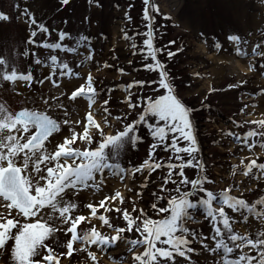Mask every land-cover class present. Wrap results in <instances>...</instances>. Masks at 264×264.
<instances>
[{"label":"rangeland","instance_id":"rangeland-1","mask_svg":"<svg viewBox=\"0 0 264 264\" xmlns=\"http://www.w3.org/2000/svg\"><path fill=\"white\" fill-rule=\"evenodd\" d=\"M97 2L102 7H96ZM151 4L153 44L155 48L161 50L157 53V58L165 65L169 79L182 101L187 106L197 109L193 112V124L200 147L198 158L204 163L206 177L213 181L212 185L206 184V187L217 194L231 187L233 189L231 195L244 198L249 203L254 202L264 195V175H260L256 169H253L249 176H244L242 172L251 159H256L258 163L264 162V148L260 147L264 139L257 136L249 140V144L255 142L254 147L249 150L243 143H236L234 137L228 133L243 135L249 130L261 131L259 126L252 124L251 121L264 119V97L261 96L264 92V72L259 71V63H264V60L257 57L253 61L251 48L257 41L264 40L262 35L264 0H151ZM116 5H119V8ZM25 8L35 14L38 23H44L49 27L51 35L38 34L36 38L38 43L45 39L48 42H59L60 30L71 33L74 37L84 34L92 41L91 48L94 50L91 53L92 60L81 63L84 56L89 55L87 49L79 50L78 54H69L27 45L30 29L25 22L27 18L22 15ZM143 8V0H94L91 5L88 0H70L67 6L60 5L59 0H0V14L9 17L8 21H0V55H5L9 59L16 56L14 62L18 69L26 70L28 65L33 64L34 58L30 55L26 60L22 56L25 48H28L30 53L35 51L42 60L56 54L59 59L69 63L74 74L78 73V76L73 75L71 79L67 76L59 78V88H53L48 82L43 86L34 83L32 88H25L21 83L16 91L23 92V95H17L12 86L5 82L3 89H0V103H5L9 110H19L24 106L23 101H28V107L40 108L39 102L33 104L31 101L39 100L41 90L45 98L50 94L61 96L63 93L61 98L65 100L71 91L85 84L87 76L91 74L93 86L99 95L90 111L93 112L94 120L101 125L105 135L101 137L99 130L88 125L89 133L94 134V143L86 145L83 141H77L74 147L94 150L107 136L116 135L122 130L123 120L117 121L115 119L117 114L123 118L128 112L130 120L138 118L139 110L127 109L125 102L139 103L142 96L156 94L152 89L158 85L152 84V81L158 79V72L149 71L146 64L154 62L150 58L144 59L147 49L143 45L146 37L142 33L146 31L147 22L143 21ZM126 12L131 17L130 21L125 19ZM65 20L67 25L64 24ZM31 30H35V26ZM229 34H238L249 41L246 47L241 46L248 51L247 57L242 58L235 54L234 45L227 40ZM125 36L130 39H125ZM133 42L137 45L136 49L131 47ZM217 42L222 45L220 49L215 47ZM65 43L71 46V42ZM169 51L175 52L176 55L169 58L167 55ZM133 52H136V55H133ZM47 62L50 63V60ZM250 63L255 65L257 71L249 70ZM77 64H80V67H76ZM42 74H49V69L34 66V76L40 77ZM141 81L145 82L143 89H140ZM233 84L239 86L229 87ZM106 99L109 101L107 107L111 116L103 112L105 107L103 101ZM65 104L68 119L74 122V129L82 133L80 122L87 123L86 115L89 111L87 100L79 97L74 102L65 100ZM149 122L154 121L150 119ZM138 134L141 140L137 145L128 146L117 160L111 159V147L106 148L109 163H118L124 169L134 168L148 159L151 151L150 162L166 165L169 162L168 157L172 156L171 136L153 149L154 142L144 126L140 127ZM165 144L168 145L167 152L164 151ZM179 146L185 145L181 143ZM171 162L178 163L174 156ZM167 172L168 169L165 167L156 169L150 176L146 172L136 173L134 176H121L119 169L105 170L104 184L99 190L82 189L81 196L75 201L77 208L73 210V215L84 214L91 220V224H88L87 220L82 222L78 226V232L85 225L88 227L95 225L97 230L105 235L115 234L101 221L91 217V210L85 205L87 203L98 205L104 197H115L116 192L121 194L123 201L120 198L109 200L108 206L113 211L106 212L103 208H98L97 215H105L113 221L119 219L120 223L117 226L126 224L122 219L124 209L133 216L136 215L131 213L134 201L138 209L145 207L147 203L155 202L151 192L155 191L158 195H165L168 198L169 193L176 195L171 191L175 187L171 184L167 186L168 192H159V186ZM195 173L194 168L185 169V175L189 179L195 178ZM258 175L260 178L256 179ZM173 178L179 182V177L175 174ZM144 183H147V188L142 187ZM181 190H191V186L182 187ZM136 193H140V196ZM199 195L203 196V193ZM160 203L167 206V199ZM117 208L121 209L120 213L115 212ZM9 211L11 210L0 208V212L11 218L8 216ZM226 211L232 216L234 233L240 235L254 233V229L249 228L239 213L233 214L227 209ZM148 214L151 219H159L166 215L164 213L157 215L152 210H148ZM249 221L259 226L260 222L256 221L255 217L249 216ZM186 226L190 231L197 233L198 240L192 244L194 252L190 254V260L185 261V264H217L221 261L220 255L204 250L199 243L203 236L210 238L212 235L210 218L205 219L202 214L197 213L195 219L188 221ZM123 235L128 239L139 237V233L125 232ZM14 243V240L8 241L9 245L14 246ZM120 243L118 241L116 247L104 251L96 245L89 246L85 252L74 250L72 257L63 254L66 249L61 250V264H68L69 260L72 264H121L122 257L123 264H133L131 254L126 250L127 246L121 247ZM214 244L215 242H211L210 247H214ZM89 251L96 255V261L88 255ZM139 251L142 252L143 249ZM244 251L249 255H256L255 250ZM239 254L240 250L236 249L229 258H235ZM0 264H15L10 248L6 251L0 250Z\"/></svg>","mask_w":264,"mask_h":264},{"label":"snow or ice","instance_id":"snow-or-ice-1","mask_svg":"<svg viewBox=\"0 0 264 264\" xmlns=\"http://www.w3.org/2000/svg\"><path fill=\"white\" fill-rule=\"evenodd\" d=\"M93 2L94 0H88L90 5ZM59 4L67 6L70 0H59ZM143 5V21L147 22L146 31L142 33L146 37L143 45L147 49L144 59L150 58L154 62L147 63L146 68L158 72V79L152 81V84L158 86L152 89L155 95L142 96L139 103L125 102L127 109H138L140 114L138 118L134 117L131 120L128 112L123 118L117 114L115 119L123 120V128L116 135L107 136L94 150L74 147L77 141H83L86 145L94 143V134L89 133L88 125L99 130L101 137L105 135L101 125L94 120L93 112L90 111L99 95L93 86L91 74L87 76L85 84L76 87L65 97L68 102H74L79 97L87 100L89 111L86 115L87 123L80 122L82 133L77 132L73 127L74 122L68 119L65 100L61 98L63 93L61 96L50 94L45 98L41 90L39 100L31 101L33 104L39 102L40 108L28 107V101H23L24 106L19 110H9L5 103H0V208L11 210L8 212L11 218L0 212V250L6 251L10 248L15 264H61V250L66 249L63 254L72 257L74 250L85 252L89 246L96 245L104 251L116 247L118 241L121 242V247L127 246L126 250L131 254L133 264H185V261L190 260V254L194 252L192 244L198 240L197 233L190 231L186 223L193 221L197 213L202 214L205 219L210 218L212 235L210 238L203 236L199 243L204 250L221 256V261L217 264H264V195L249 203L244 198L231 195L233 191L231 187L218 194L206 187V184L212 185L213 181L206 177L204 163L198 158L200 147L193 124V112L197 109L187 106L182 101L169 79L165 65L157 58V53L161 50L155 48L153 44V5L151 0H143ZM96 7L102 5L97 2ZM116 7L119 8V5ZM22 15L27 18L25 22L30 29L27 45L69 54H78L79 50L87 49L89 55L84 56L81 63L92 60L91 53L94 50L91 48L92 41L89 36L80 34L74 37L71 33L60 30L59 42H48L45 39L38 43L36 40L38 34L51 35L49 27L44 23H38L35 14L27 8L23 10ZM125 19L131 20L127 12ZM8 20L7 15L0 14V21ZM64 24L67 25V20ZM33 26L35 30H31ZM125 39L130 37L125 36ZM227 40L234 45L237 56L243 58L249 55L248 51L241 47L242 45L246 47L248 40L238 34H229ZM65 41L71 42V46ZM131 47L136 49V43L133 42ZM215 47L220 49L222 45L217 42ZM30 55L34 61L26 70L18 69L14 62L16 56L9 59L5 55H0V89H3L4 83L7 82L17 95H23V92L16 91L21 83L25 88H32L34 83L43 86L48 82L53 88H59V78L67 76L71 79L73 75L78 76V73L74 74L69 63L59 59L56 54L47 58L50 63L38 57L35 51L30 53L29 49L25 48L22 56L27 60ZM133 55H136V52H133ZM167 55L172 58L176 53L169 51ZM251 57L253 61L257 57L264 60V40L257 41L251 48ZM34 66L49 69V74L35 77ZM76 67H80V64ZM249 70L257 71V68L250 63ZM259 71L264 72V63H259ZM144 84L145 82H140V89H143ZM238 86L229 85L232 88ZM161 89L164 91L161 92ZM261 96L264 97V92ZM103 104L105 105L103 112L111 116L107 107L109 101L106 99ZM150 119L154 122L150 123ZM251 123L258 125L261 131L249 130L243 135L228 133L234 137L236 143H243L249 150L255 145V142L249 144V140L257 136L264 139V119ZM141 126H144L147 134L151 136L154 142L153 149L171 136L172 156L168 157L169 162L166 165L150 162L152 160L150 151L148 159L134 168L124 169L118 163H109L105 149L110 146L111 159L117 160L128 146H135L141 140L138 134ZM181 143L185 146H179ZM260 147L264 148V143H261ZM164 151H168L167 144ZM173 156L178 163L171 162ZM165 167L168 172L163 177L159 192H168L167 186L171 184L175 186L171 191L176 195L169 193L168 198L165 195H158L155 191L151 192L155 202L147 203L145 207L138 209L134 201L131 213L136 215L133 216L124 209L122 219L126 224L117 226L120 223L119 219L113 221L105 215H97L98 208H103L106 212L113 211L108 206L109 200L120 198L123 201L121 194L116 192L115 197H104L98 205L94 206L92 203L85 205L91 210V217L101 221L115 234L105 235L97 230L95 225L91 227L85 225L78 232V226L82 222L87 220L88 224H91V220L84 214L73 215V210L77 208L75 201L81 196L82 189L99 190L104 184L105 170L119 169L121 176H134L136 173L145 172L150 176L156 169ZM186 168L196 169L195 178L189 179L185 175ZM253 169L264 175V162L258 163L256 159H251L245 165L242 174L249 176ZM174 174L179 177V182L173 178ZM259 178V175L256 176V179ZM189 185L191 190H181L182 187L187 188ZM142 187L147 188V183ZM201 193L203 196L199 195ZM136 195L140 196V193ZM194 197L199 198L193 200ZM165 199L167 206L160 203ZM226 209L231 210L233 214L239 213L249 228L254 229V233L248 235L234 233L232 216ZM148 210L155 211L157 215L160 213L166 215L159 219H151ZM115 212L120 213L121 209L117 208ZM249 216L255 217L256 221L260 222L259 226L250 222ZM125 232L139 233V237L128 239L123 235ZM9 240H14V246L8 244ZM211 242H215L214 247H210ZM141 248L142 252L139 251ZM236 249L240 250V254L235 258H229ZM244 249L255 250L256 255H249ZM88 255L96 261L94 253L89 251ZM178 257L184 259L178 260ZM68 264H72L71 260Z\"/></svg>","mask_w":264,"mask_h":264}]
</instances>
